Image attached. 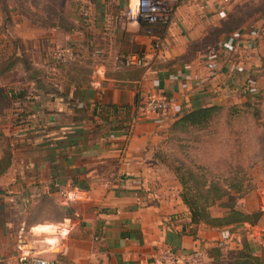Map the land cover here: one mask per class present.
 <instances>
[{"label":"crops","instance_id":"1","mask_svg":"<svg viewBox=\"0 0 264 264\" xmlns=\"http://www.w3.org/2000/svg\"><path fill=\"white\" fill-rule=\"evenodd\" d=\"M133 3L67 0L65 13L52 19L11 5L9 19L1 17L21 45L14 49L5 35L4 56L25 54L31 70L21 66L25 81L12 79L13 68L0 72V142L11 153L0 170V264H17L20 246L55 264H157L162 248L200 250L207 264L214 259L224 227L190 221L180 183L159 154L181 112L251 99L264 88V0H177L168 28L128 17ZM156 37L170 44L165 59L148 52ZM63 46L76 58L54 65L50 50ZM144 51L149 67L116 66V55ZM246 78L253 83L244 91ZM5 84L22 96L9 99ZM160 94L175 97L169 110L132 124L136 107ZM118 175L121 183L110 184ZM55 183L86 190L88 200L62 201ZM263 203L264 188H256L237 208L253 213ZM46 204L57 206V215L37 212ZM210 211L220 216L224 209ZM54 225L69 229L45 232ZM228 227L224 249H240L241 232L264 237V213L256 224ZM49 237L59 251H51Z\"/></svg>","mask_w":264,"mask_h":264},{"label":"rangeland","instance_id":"2","mask_svg":"<svg viewBox=\"0 0 264 264\" xmlns=\"http://www.w3.org/2000/svg\"><path fill=\"white\" fill-rule=\"evenodd\" d=\"M66 1L0 0V9L3 5H12L14 7L20 6L29 11L30 5L34 7L31 8L32 13L42 16L44 19L45 16L52 19V15L65 13L63 9L60 11V8L64 7ZM111 1H121L128 4L133 2V0ZM3 13H0V68L10 64L13 68L12 79L21 78L25 81L28 74L21 73V61L10 56V52L4 56V49L6 48L2 45V40H6L5 35H8L11 28L9 26L6 32L4 24L1 25ZM24 58L29 61L25 54ZM54 65L58 64L54 62ZM10 86L12 85L5 84L3 88L8 90ZM4 144L0 142V170L6 165V161L2 158L7 156L8 147ZM159 157L177 180L178 172H181L179 168H182L183 171L193 169L204 172L208 179L219 181L233 196H236L237 193L235 189H231L230 184H240L244 193L256 188H264V88L259 90L251 99L222 105L221 109L216 112L204 128L178 129L173 132ZM227 198L228 196L224 197V200ZM37 212L50 219L53 215H57L59 208L53 204H46L39 206ZM44 223L50 224V222ZM54 226L56 227H51L45 232L59 233L58 225ZM256 233L258 234L257 230ZM54 239H56L55 242ZM245 241L249 244L251 253L253 249L259 247L258 244L253 243L249 236ZM47 242L52 245V252L59 251L57 238L49 237ZM222 249L214 247L210 253L214 257L225 260L237 252L235 249Z\"/></svg>","mask_w":264,"mask_h":264},{"label":"built area","instance_id":"3","mask_svg":"<svg viewBox=\"0 0 264 264\" xmlns=\"http://www.w3.org/2000/svg\"><path fill=\"white\" fill-rule=\"evenodd\" d=\"M176 4L177 0H134L133 5H129L127 7L126 14L134 20L168 28L173 20ZM148 52L157 58L165 59L170 53V44L166 39L156 37L150 43ZM148 52L144 51L116 55V66L118 68L133 66L149 67L151 57L148 56ZM50 53L52 59L61 65H67L76 58V51L71 46L53 47L50 50ZM99 53L100 51H95V54L99 55ZM229 69H233L231 65L229 66ZM233 82L236 83L235 81ZM252 83L253 82L250 78H246L241 87L244 91H247V89H250L252 86ZM174 102L175 97L173 95L160 94L152 96L136 107L135 114L131 122L132 124H137L150 113H164L169 110L170 106H172ZM15 116H17V114H15ZM12 135L14 136L15 132L12 133ZM122 180L123 177L118 175L112 178L109 183L116 185L120 184ZM55 186L58 188V193L60 197H62V201L77 202L88 200L87 191L75 186L72 183L68 186H62L55 183ZM260 211L264 213V203L260 206ZM58 229L61 233L64 231L67 233L69 228L62 227ZM248 235L253 243L264 247V237L261 236V234H257L250 230ZM230 240H232V231L229 227H224L220 232L218 247L225 248L227 242ZM20 243L24 245L22 240H20ZM16 259L17 264H55L53 260L44 257L40 252H36L25 246L18 247ZM154 261L157 264H207L204 254L200 250L184 252L176 251L170 248H162L154 256Z\"/></svg>","mask_w":264,"mask_h":264},{"label":"trees","instance_id":"4","mask_svg":"<svg viewBox=\"0 0 264 264\" xmlns=\"http://www.w3.org/2000/svg\"><path fill=\"white\" fill-rule=\"evenodd\" d=\"M1 10L4 12L5 20L9 19V10L7 6L3 5ZM8 27V24H4L6 32L8 31ZM9 38L13 43L14 49L21 48L18 38L12 36ZM14 49L10 56L21 61L24 70L29 72L31 70L30 62L24 58L23 53L20 56H16V51H14ZM11 68L12 66L9 64L7 67L0 68V72ZM241 90H243L242 87ZM21 91L22 90L8 89V98L13 99L21 97ZM221 106L222 105L199 106L181 112L170 126L171 133L178 129L204 128L212 120L216 112L221 109ZM10 157L11 153L7 150V156L2 158V160L6 161V165L3 166L4 168H7L9 165ZM179 170H181V172H178L177 178L181 187L180 197L189 210L190 221L192 223H205L212 227H228L243 223L253 225L257 223L261 215L260 210L258 212L245 213L237 208L236 200L244 193L240 184H230L231 189H235L237 193L236 196H233L230 194V191L225 189V186L219 183V181L208 179L206 174L202 171L193 169L183 171L182 168H179ZM53 186L58 192V188L55 184H53ZM226 196H228V198L224 200ZM215 204H218L224 209L222 215L216 216L211 213L210 208ZM246 238V231L241 232V248L235 249L237 251L236 253H231L232 255L225 260L224 258L215 256L208 264H264V247L260 246L259 254H253L250 252L249 244L245 241Z\"/></svg>","mask_w":264,"mask_h":264}]
</instances>
